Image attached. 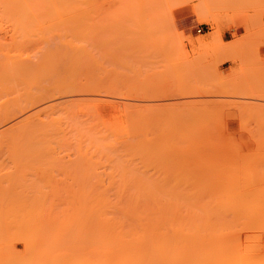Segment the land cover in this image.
I'll list each match as a JSON object with an SVG mask.
<instances>
[{
	"label": "rangeland",
	"instance_id": "obj_1",
	"mask_svg": "<svg viewBox=\"0 0 264 264\" xmlns=\"http://www.w3.org/2000/svg\"><path fill=\"white\" fill-rule=\"evenodd\" d=\"M69 2L0 6V57L6 60V65L9 64L8 59L15 58L35 66L23 77L22 90L29 87L35 90L43 85L50 90L42 100L40 98L41 102L26 104L16 110L15 115L12 113L0 118V141L6 137V142L12 129L31 118L39 121V127L48 123L45 129L54 134L55 140H65L60 145L40 150L43 153L30 151L31 157L22 156L21 160L19 155L23 153L8 145H0V172L7 173H0V218L3 217L0 230L4 233L3 236L0 231V261L5 259L0 263L5 262L8 255L13 261L38 259L35 251L41 249V238L40 241L37 238L42 233L40 227L47 221L42 220L44 225L37 222L41 226L36 230L33 219L37 220L38 215L53 218L52 215L56 214L63 220L57 219L58 222L64 224L59 225L56 216L53 219L56 223L49 219L55 223L53 226H64V232L75 231L73 235L76 237L69 242L71 235L67 236L69 239L63 236L68 243L62 249L58 248V256L60 253L63 259H67L66 256L72 254L73 258L69 259L74 264L76 255L79 261L78 256L86 257L94 251V248L89 251L95 247L93 210L89 219L85 218L86 208L92 205L91 202L98 196L113 199L142 196L149 202L154 197L164 199L165 202L156 207L157 211L165 207L166 212L170 210L168 214L177 211L178 218L181 213V221L184 220L185 225L192 219L185 220L186 215L183 214L189 213L194 217V211H202L201 215L208 213L206 216L211 217L210 221L214 224L220 221L223 228L221 225L210 228L200 224L201 227L186 225L180 229L179 226L173 229L169 226L170 231L167 226L166 234L164 227L152 230L139 228V231L137 228L134 231L133 227L129 230L122 228L116 234L118 237V234H124L125 237L120 238H125V241L115 240L108 264H246L248 261L251 262L249 264H264V219L260 221L264 218V0ZM19 12H29V15L21 17L16 14ZM60 127L63 131L60 129L57 134L52 131ZM39 129L42 131L44 128L41 126ZM218 180L221 183L217 184ZM207 182H215L216 185L213 187ZM208 187L213 192H207ZM226 187L230 191L238 189L234 192L228 190L226 194L234 196L237 193L235 197H239L225 194L229 202L223 198L219 207L217 198L224 195ZM77 188L83 195H77ZM54 196L60 198L55 199ZM181 196V201L186 200V203L178 200ZM191 197L192 201L189 200ZM240 197L242 200L238 201ZM73 201L76 206H73ZM86 201L87 204L90 202L85 208ZM177 201L180 208L175 206ZM64 202L69 204L64 205ZM149 202L148 206L151 205ZM168 202H172L175 208ZM224 203L231 207L235 203L232 209L230 207L232 214H228L229 207ZM223 204L227 211L221 212L219 209ZM237 204L239 209L235 206ZM153 205L149 207L151 211L155 209L156 205ZM211 208L218 210V215L225 212L231 217L238 215L236 220L242 218L243 211L257 215L259 219L254 218L257 222L254 219L249 221L258 229L255 230L246 220L244 226L242 222L238 225V221L225 214L224 217L221 215L222 219L231 228L227 223L224 226L220 215L217 218ZM237 209L241 215L236 213ZM164 210L162 212L166 214ZM206 210L216 215H210ZM113 212L117 213L116 210ZM189 214L187 217L191 218ZM249 214L243 216L247 221ZM6 216L4 223L7 221V226L2 224ZM229 219L232 223L228 222ZM22 221L26 222L25 225ZM27 222L35 227L28 228ZM48 223L50 228V222L45 227ZM245 225L254 230H246ZM34 228L36 231L32 230ZM4 229L8 230V235ZM28 229L34 232L35 237L36 232L41 233L32 240L31 232L33 237L30 240L29 237L27 239ZM62 229L58 231L63 233ZM247 233L248 237L256 233L259 236L245 238ZM257 238L259 241L251 240ZM248 241L257 242V245L249 247ZM251 248L255 249L251 251ZM241 253L246 259L248 254L252 257L245 260ZM255 253L259 256L257 263ZM31 255L35 257L29 259ZM95 258H90L91 263L100 264L99 258Z\"/></svg>",
	"mask_w": 264,
	"mask_h": 264
},
{
	"label": "bare ground",
	"instance_id": "obj_2",
	"mask_svg": "<svg viewBox=\"0 0 264 264\" xmlns=\"http://www.w3.org/2000/svg\"><path fill=\"white\" fill-rule=\"evenodd\" d=\"M70 1V2H69ZM77 2V0H0V6H32V5H43V4H63V3H67V2H69V3H73V2ZM81 1V0H80ZM68 4V3H67ZM29 13V12H28ZM28 13H26V12H19V13H16L17 15H19V16H21V17H25V16H28L29 14ZM3 14L4 15H7L8 13H5V12H3ZM20 18V17H19ZM14 57V56H13ZM8 61H9V64L8 65H6L5 63H6V60H4V59H2L1 57H0V118L2 117V116H7L8 117V115L9 116H11L10 114H14L15 115V111L16 110H19V109H22V107L23 106H25L26 104H30V103H34V102H38V100L40 101V98H41V100H42V98L44 97V95L46 96V94L48 93V92H50V90H49V87L48 86H40V87H37L35 90H32V88L31 87H29V88H26V90H22L24 87V85L23 86H21V81L24 79L23 77L24 76H26L27 74H29V72L31 71V70H34V68H35V66L33 65H31L29 62H27V61H25V60H22V59H20V60H16L15 58H10V59H8ZM32 66V67H31ZM32 68V69H31ZM50 88H53L52 86L50 87ZM14 94V95H13ZM16 94V95H15ZM41 102V101H40ZM35 105V104H34ZM21 111V110H20ZM34 115V114H33ZM32 115V116H33ZM32 119V120H31ZM31 119H27V121L25 120L24 121V123H19V124H21V125H17L18 127H16V128H14V129H12L11 130V132H9V134H7L8 136H7V138H8V140L5 142V140H6V137H4L5 139H2L1 141H0V145H8V146H10L14 151H18V152H20V153H23V154H20L19 155V157H20V160H21V157L22 156H25V157H23V158H26L27 156L30 158L31 156H29V154H31V152L32 151H34V152H38V154H39V152H40V150L41 151H43V150H45V149H48V148H50V147H52L53 145H56V144H62V143H64L65 142V140H64V138H61V139H57V140H55L54 139V134L52 133V132H47V129H45L46 128V126L48 125V123L46 124V126L44 127V125H40V127H39V121L38 120H35L34 118H31ZM34 119V120H33ZM246 120V119H245ZM248 120V119H247ZM49 121H50V119H49ZM220 121V120H219ZM242 121V120H241ZM218 121H216V123H217ZM243 122V121H242ZM262 122H264V121H262ZM40 123H42V122H40ZM221 124V123H220ZM217 125V124H216ZM41 126L44 128V129H42V131H41V129H39V128H41ZM218 126H219V124H218ZM221 127V126H220ZM242 127H244V126H242ZM252 127V126H251ZM65 128V127H64ZM60 129H61V131H63L62 129L63 128H58V129H53L52 131L55 133V134H57L58 132H61L60 131ZM37 130H38V132H37ZM258 133V132H257ZM260 135V134H259ZM261 138V137H260ZM4 145V146H5ZM227 149V148H226ZM258 149V148H257ZM31 151V152H30ZM255 151V150H254ZM29 152V153H28ZM40 153H43V152H40ZM12 154V153H11ZM18 154V153H17ZM239 154V153H238ZM17 156V155H16ZM233 156V155H232ZM33 157V156H32ZM238 157V156H237ZM14 158H15V156H14ZM22 158V159H23ZM228 158V157H227ZM222 159V158H221ZM236 159H238V158H236ZM17 160H19V159H17ZM25 160V159H24ZM258 160V159H257ZM256 160V161H257ZM31 161V160H30ZM238 161V160H237ZM251 161V160H250ZM255 161V162H256ZM262 161V160H261ZM12 162V161H11ZM26 162V161H25ZM28 162V161H27ZM248 163V162H247ZM21 164H24V162L23 163H21ZM220 164H221V162H220ZM234 164V163H233ZM17 165V164H16ZM29 165V164H28ZM241 165V164H240ZM243 165H245V164H243ZM250 165V164H249ZM22 166V165H21ZM219 166V165H218ZM257 166V165H256ZM260 166V165H259ZM244 167V166H243ZM246 167V166H245ZM244 167V168H245ZM254 167V166H253ZM67 168V167H66ZM239 168V167H238ZM221 169V168H220ZM235 169V168H234ZM255 169V168H254ZM256 169H258V168H256ZM255 169V170H256ZM223 170H224V168H223ZM239 170H241V168H239ZM250 170H252V169H250ZM246 171V170H245ZM249 171V170H248ZM247 171V172H248ZM3 172V171H2ZM2 172H0V173H2ZM21 172H23V171H21ZM25 172V171H24ZM23 172V173H24ZM252 172V171H251ZM255 172V171H254ZM256 172H258V171H256ZM4 173V172H3ZM10 173V172H9ZM18 173V172H17ZM244 173V172H243ZM242 173V174H243ZM248 173H250V172H248ZM261 173V172H260ZM4 174H7V173H4ZM19 174V173H18ZM254 174H256V173H254ZM2 175V174H1ZM228 175H230L231 176V174H228ZM251 175H252V173H251ZM246 176V175H245ZM247 176H249V175H247ZM249 178H251V176L249 177ZM238 179V178H237ZM240 179V178H239ZM260 178H258V180H259ZM198 180V179H197ZM261 180V179H260ZM192 181V180H191ZM200 181V180H199ZM199 181H196V182H199ZM205 180H203V182H204ZM214 181V180H213ZM212 181V182H213ZM249 181V180H248ZM193 182V181H192ZM211 182V183H212ZM219 180H218V183L217 184H219ZM250 182V181H249ZM255 182H257V181H255ZM261 182V181H260ZM260 182H259V184H260ZM262 182H264V181H262ZM208 183V182H207ZM206 183V184H207ZM221 183V182H220ZM246 183V182H245ZM190 184V183H189ZM192 184V183H191ZM191 184H190V186H191ZM209 184V183H208ZM207 184V185H208ZM223 184V183H222ZM235 184V183H234ZM247 184V183H246ZM251 184L253 185L254 183H252L251 182ZM250 184V185H251ZM258 184V185H259ZM179 185V184H178ZM209 185H216L215 184V182H214V184H209ZM208 185V186H209ZM232 185V184H231ZM236 185V184H235ZM249 185V186H250ZM255 185H257V184H255ZM257 185V186H258ZM193 186H195V183H194V185ZM197 186V185H196ZM203 186V185H202ZM227 186V185H226ZM234 186V185H233ZM254 186V185H253ZM180 187V186H179ZM187 187V186H186ZM189 187V186H188ZM187 187V188H188ZM214 187V186H213ZM225 187V186H224ZM227 187H230V185L229 186H227ZM224 188L223 190H226V191H224L225 193H223L222 195L224 196H221V197H219V198H217L218 200H217V202H216V204H219L218 206L220 207V205H222V203H223V198L224 199H226L227 201H228V198L230 197V195L231 194H228L229 192H231V191H233L234 192V190H235V188H234V190H232L231 189V191H230V189H228V188ZM238 187V186H237ZM3 188V187H2ZM24 188V187H23ZM80 188V187H79ZM79 188H77L76 190L78 191H81ZM193 188H195V187H193ZM216 188H217V186H216ZM231 188V187H230ZM258 188V187H257ZM13 189H15V187L13 188ZM210 189H213L212 187L210 188ZM218 189V188H217ZM220 189V188H219ZM219 189H218V191H219ZM222 189V188H221ZM240 189H241V187H240ZM256 189V188H255ZM254 189V190H255ZM262 189V188H261ZM179 190V189H178ZM181 190V189H180ZM185 190V189H184ZM191 190V189H190ZM196 190V189H195ZM222 190V191H223ZM228 190H229V192H228ZM236 190H238V189H236ZM235 190V191H236ZM253 190V191H254ZM10 191V190H9ZM8 191V192H9ZM76 191V192H77ZM79 191H78V193H79ZM192 191H193V189H192ZM198 191V190H197ZM207 191V190H206ZM242 191V190H241ZM258 191V190H257ZM6 192V191H5ZM181 192H183V191H181ZM207 192H213V190H209V187H208V191ZM216 192V191H215ZM226 192H228L227 194H228V198L227 197H225V194H226ZM233 192H232V194H233ZM250 192H252V191H250ZM250 192H249V194H250ZM262 192H264V191H262ZM69 193H71V192H69ZM74 193V192H73ZM84 193V195H85V192H83ZM189 193V191H187V194ZM192 193V192H191ZM194 193V192H193ZM192 193V194H193ZM218 193V192H217ZM217 193H216V195H217ZM240 193V192H239ZM253 193V192H252ZM255 193V192H254ZM257 193V192H256ZM255 193V194H256ZM178 195L180 194L179 192L177 193ZM182 194V193H181ZM210 194V193H209ZM220 194V193H219ZM226 194V195H227ZM235 195L237 194V193H234ZM257 194H261V193H257ZM72 196H74L73 194H71ZM70 195V196H71ZM77 195H83L82 193H79V194H77ZM77 195H75L74 197H77ZM90 195V194H89ZM191 195V194H190ZM202 195V194H201ZM207 195V194H206ZM214 195V194H213ZM235 195L233 196V195H231V197H235ZM241 195V194H240ZM252 195V194H251ZM53 196V195H52ZM68 196V195H67ZM86 196V195H85ZM204 196H205V194H204ZM211 196H212V193H211ZM242 196V195H241ZM244 196V195H243ZM59 196H56V198H55V196L53 197V198H55V199H57ZM81 197V196H80ZM125 197V196H124ZM162 197V196H161ZM174 197H176V196H174ZM207 197V196H206ZM237 197H239V196H236L235 198H237ZM251 197V196H250ZM250 197H245V198H250ZM260 197V196H259ZM262 197H264V195H262ZM51 198V197H50ZM60 198V197H59ZM68 198H69V196H68ZM71 198V197H70ZM73 198V197H72ZM93 198V197H92ZM143 197L141 196V197H139L138 198V196L137 197H132L131 196V198L129 197H127V198H123V196H122V198H121V196L120 197H118V198H108V197H99L98 196V198L97 199H95V201H93V202H91L92 203V205H94L93 203H95V205L93 206V208H91L92 207V205L90 204L89 205V202H88V204H87V201H86V206H85V208L87 209V213H85V215L87 214V217L85 216V218H87V220L89 219V217L91 216V211L93 210V213H94V215H95V225H96V235L95 236H93V237H95L94 238V243H95V247H90L91 249L89 250V251H91L93 248H94V251L93 252H89V251H87V252H89L88 253V256L86 255L87 253H85V255H86V257L84 256L83 257V255L81 254V257L80 256H78V258L80 259L79 261L77 260V255L74 257V259H75V261L72 259V261H74V264H93V263H91V262H93V261H91L92 259H90L91 257H97V258H99V262H100V264H103V263H107V261L109 260V257L110 258H112V254H111V252H112V250H111V247L113 246V244H114V242H115V240L117 239V238H119V239H121L120 241H122V240H124L123 238H120L121 236H124V234L123 235H121V234H118V235H120L119 237L117 236V234H116V232L118 231H121L122 230V228L124 229V228H126V229H131V227H133L132 229L135 231V228H137L138 230L137 231H139V228H140V230L142 229H149V228H151V230L153 229V228H157V229H159V228H163L164 227V232H165V234L167 233L166 232V228H167V226L169 227V226H171L172 227V229H173V227H177V226H179V229L182 227V228H184V227H186V225H187V227H199L200 226V224H201V226L203 227V225L204 226H208V227H210V226H218V225H221V223H217V224H214V223H212L211 221H210V218H209V216H206V215H208V213H206L204 210V212L206 213L205 214V216L204 215H201L200 213L202 212V211H199V212H197V211H194V217L191 215V214H189V213H185V214H183L184 212H187V211H184V212H182V214L183 215H186V217L184 218L185 220H191L192 219V221H188V222H186V225H185V223H183L184 222V220H183V222L181 221V219H182V217H181V213H179V218H178V213H177V211L176 210H174L173 208H175V207H173L174 205L172 204V202L170 203V202H168V204L170 203V206L171 207H173V208H171V210L173 209L174 211H176V213H177V215H176V213L175 212H170L169 214H168V210L169 209H167V212L165 211L166 210V207L163 209L162 207H160V210L161 209H163L164 210V212H166V214L165 213H163L162 211H157L158 209H156V207L157 208H159L158 207V205L160 206V204H163V202H165V201H163L164 199L163 198H161V199H163V200H159L158 198L157 199H155V197H154V200H152V202H149L150 200H148V201H146V197H144L143 199H142ZM169 198V197H168ZM168 198H166L165 197V199H168ZM173 198V197H172ZM220 198H222V199H220ZM261 198V197H260ZM52 199V198H51ZM176 199H177V197H176ZM181 199H183L182 198V196H181V198H178V200H180V202H182L181 201ZM185 199V198H184ZM192 197L189 199V200H191L192 201ZM199 199V198H198ZM197 199V200H198ZM233 199V198H232ZM232 199H229V200H232ZM244 199V198H243ZM256 199V198H255ZM53 200V199H52ZM59 200V199H58ZM58 200H56L57 202H58ZM90 200V199H89ZM172 201H173V199H171ZM196 200V199H195ZM220 200V201H219ZM234 200V199H233ZM238 201H241L242 199H241V197H240V199H237ZM25 201V200H24ZM62 200L60 199V202H61ZM70 201V200H69ZM78 201H81V200H78ZM169 201V200H168ZM186 200H184V202H182L183 204L184 203H186L185 202ZM215 201H216V199H215ZM255 201V200H254ZM54 202H55V200H54ZM74 202L75 201H73V206H76L75 204H74ZM84 202V201H83ZM82 202V203H83ZM148 202L152 205V204H154V205H156L155 206V209L154 210H156V211H154V210H150V206L151 205H149L148 206ZM162 202V203H161ZM179 202V203H180ZM209 202V201H208ZM229 202V201H228ZM59 203V202H58ZM76 203V202H75ZM85 203V202H84ZM177 203V204H176ZM194 203V202H193ZM201 203V202H200ZM200 203H198V204H200ZM203 203V202H202ZM215 203V202H214ZM238 203V202H237ZM256 203V202H255ZM69 203L67 202H64V205H68ZM175 206H178L179 207V205H178V201L177 202H175ZM204 204V203H203ZM207 204V203H206ZM225 204V203H224ZM224 204H223V208L221 207L219 210H222L221 212H223V211H227V210H225L224 209ZM227 204V203H226ZM225 204V205H226ZM229 204V203H228ZM227 204V207H229V210H228V214H229V212L231 211V209L233 208V205L235 204H233L232 205V207H231V205L229 206ZM230 204H231V202H230ZM239 204H241V202H239ZM249 204V203H248ZM64 205H60V206H63V208L65 207ZM153 205V206H154ZM164 205H167V204H165L164 203ZM242 205V204H241ZM252 205V204H251ZM39 206V205H38ZM37 206V207H38ZM161 206H163V205H161ZM181 206V205H180ZM213 206H215V205H213ZM218 206H216L215 208H219ZM235 206H237V208H238V204L237 205H235ZM17 207V206H16ZM69 207V206H68ZM68 207L66 206V208L68 209ZM78 207V206H77ZM113 207L115 208V209H113ZM167 207H169V206H167ZM203 207V206H202ZM209 207V206H208ZM230 207H231V209H230ZM240 207H242V206H240ZM245 207H247V206H245ZM253 207V206H252ZM12 208V207H11ZM113 210H112V209ZM117 208V209H116ZM170 208V207H169ZM180 208V207H179ZM199 208V207H198ZM214 208V209H215ZM235 208V207H234ZM244 208V207H243ZM248 208V207H247ZM15 209V208H14ZM27 209V208H26ZM82 209V208H81ZM149 209V210H148ZM152 209V208H151ZM189 209V208H188ZM192 209V208H191ZM203 209H205L204 207H203ZM212 210V208H211V212L212 211H214L215 213L218 211L217 209V211H215V210ZM236 209V208H235ZM239 209V208H238ZM237 209V210H238ZM241 209V208H240ZM245 209V208H244ZM17 210V209H16ZM56 210H58V209H56ZM62 210V209H61ZM77 210V209H76ZM110 210H111V212H110ZM114 210H116L117 211V213H114L113 211ZM148 210V211H147ZM201 210V209H200ZM248 210V209H247ZM18 211V210H17ZM48 211V210H47ZM54 211V210H53ZM53 211H52V213H53ZM147 211V212H146ZM170 211V210H169ZM207 211V210H206ZM210 210H208L207 212H209ZM240 210H238L236 213H238ZM241 211H243L242 209H241ZM240 211V212H241ZM51 212V211H50ZM50 212H49V215H51L50 214ZM69 212V211H68ZM80 212H82V211H80ZM113 212V213H112ZM150 212H151V214H150ZM213 212V213H214ZM219 212V211H218ZM233 212V211H232ZM232 212H230L231 214H232ZM247 214H249L248 213V211H245ZM244 211L243 212H241V213H243V216H245V217H247V215H246V213H245ZM29 213H31V212H29ZM33 213V212H32ZM38 213H39V211H38ZM74 213V212H73ZM79 213V212H78ZM111 213V214H110ZM146 213V214H145ZM149 213V214H148ZM163 213V214H162ZM199 213V214H198ZM244 213H245V215H244ZM256 213V212H255ZM258 213H259V211H258ZM261 213V212H260ZM14 214V213H13ZM46 214V213H45ZM54 214V213H53ZM58 215H59V213H57ZM65 214H67V213H65ZM82 214V213H81ZM187 214H189V215H191V218H188L187 216ZM195 214H197V215H195ZM204 214V213H203ZM209 214H210V212H209ZM217 214V215H216ZM216 214H210V215H216V217L217 218H219V215H220V218L222 219V216L224 217V215L223 214H225V216L227 217V216H230V219H232V220H235L236 222H237V224L238 225H240V223L242 222H244V220H246V222L247 223H250V219H252V221H254L255 219H259V218H256L257 217V215H255V216H253L252 214L250 215L249 214V216H253V218H250L249 216H248V221H247V218H243V216H242V218H239V220H236V218H238L237 216L238 215H236V216H234V215H232V217H231V214L230 215H228L226 212L225 213H223V214H219L218 215V213H216ZM227 214V215H226ZM235 214V213H234ZM239 214V213H238ZM254 214V213H253ZM19 215V214H18ZM31 215V214H30ZM34 215H36V214H34ZM38 215V214H37ZM222 215V216H221ZM239 215H241V214H239ZM22 216V215H21ZM29 216V215H28ZM39 216H40V218H39ZM52 216H54L53 218H49V216L47 215V218L45 217H42L41 218V215H38V217H37V220H39V221H37V220H35V219H33V222L32 223H34L35 222V224H36V227H35V225L34 224H32L31 222H30V226H28V224H26L27 226H28V228L30 227V228H33V227H35V228H39L40 226L38 225V223L39 224H41L44 220L43 219H45V221L44 222H50L51 224L53 223V222H55L56 223V221H54L53 219L57 216L56 214H54V215H52ZM52 216H50V217H52ZM60 216V215H59ZM59 216H57V218H55L56 220L57 219H59L58 217ZM66 216V215H65ZM78 216V215H77ZM144 216L146 217V218H144ZM199 216V217H198ZM1 217V216H0ZM16 217H17V215H16ZM35 217V216H34ZM61 217H64V216H61ZM81 217H83V214H82V216ZM193 217V218H192ZM197 217V218H196ZM209 218V220H208V218ZM215 217V218H216ZM225 217V218H226ZM235 217V219H233ZM239 217H241V216H239ZM3 218V217H2ZM2 218H0V219H2ZM8 217L6 216V217H4V219L2 220L3 222H2V224H4V225H6L8 222L6 221L5 223H4V221H5V219H7ZM13 218V217H12ZM33 218V217H32ZM32 218H30L31 220H32ZM85 218H83V221H84V219ZM93 218V217H92ZM194 218H196L197 220H194ZM200 218V219H199ZM203 218H207L206 219V221H204V219ZM213 219H214V217H212ZM229 218V217H228ZM255 218V219H254ZM261 218V217H260ZM15 219V218H14ZM13 219V220H14ZM26 219V218H25ZM24 218H23V220H25ZM49 219H52L51 221H53V222H51ZM64 219H65V217H64ZM82 219V218H81ZM129 219V220H128ZM133 219V220H132ZM179 219V220H178ZM202 219V220H201ZM228 220V222L230 221V223H232V220ZM254 219V220H253ZM262 219H264V218H261L260 219V221L262 220ZM17 220V219H16ZM22 220V219H21ZM27 220V219H26ZM35 220V221H34ZM43 220V221H42ZM94 220V219H93ZM131 220V221H130ZM200 220V221H199ZM212 220V219H211ZM225 220H227V219H225ZM15 221V220H14ZM18 221V220H17ZM28 221V220H27ZM30 221V220H29ZM59 221H62L63 222V220H60L59 219ZM82 221V220H81ZM82 221V222H83ZM204 221V222H203ZM209 221V222H208ZM213 222H217L216 220H212ZM222 221H224V219H222ZM240 221V222H239ZM256 222H257V220H255ZM19 222V221H18ZM18 222H16L17 223V225L19 224ZM38 222V223H37ZM46 222V223H47ZM57 222H58V220H57ZM62 222H58V224L59 225H63L64 223H62ZM91 222V221H90ZM180 222V223H179ZM195 222H198V223H195ZM201 222V223H200ZM245 222V223H246ZM262 222H264V221H262ZM0 223H1V221H0ZM15 223V222H14ZM20 223H21V221H20ZM24 223H26V222H23L22 221V225L24 224ZM45 223V226L47 225ZM55 223H53V224H55ZM89 223V222H88ZM181 223H182V225H181ZM224 223H225V221H224ZM224 223H223V225H224ZM226 223H227V221H226ZM226 223H225V225L224 226H227L226 225ZM241 223V224H242ZM246 223V224H247ZM253 222H251L250 223V225L252 224ZM9 224V223H8ZM13 224V223H12ZM32 224V225H31ZM43 224V223H42ZM53 224L52 225H50L51 227L49 228V223H48V227H45V226H41L40 227V231H42V233L41 234H39V232H36V237L38 236V234H39V236H38V240L41 242L39 245L41 246L40 248V250H42V251H40V250H38V252H36L35 251V255H36V257H37V253H38V259H36L35 258V260H25L24 258H21L22 260H20L19 258H18V260H20V261H13L12 259H10V256L8 255L7 257H9V258H7V260L5 261V262H3V263H0V264H73V262H70L71 260L69 259V257H72L73 258V255L72 254H69V256H66L67 257V259L64 257V259H63V255L61 256L60 255V253H59V256H58V252H57V250L59 251V249L58 248H63V246H65V243L67 244L68 242H67V240H65L64 241V239L66 238V239H69L70 237V239H69V242L71 241V239L73 240V237H74V240L76 239V237L73 235L74 234V232L73 231H71L70 232V230H69V232L67 231V232H64V231H66V230H64V226L63 227H61V226H53ZM82 224V223H81ZM80 224V225H81ZM85 224H87V222H85ZM196 224H198L197 226H196ZM228 225H229V223H227ZM236 223H233L232 225L234 226ZM17 225H15V226H17ZM25 225V224H24ZM44 225V224H43ZM70 225V224H69ZM94 225V224H93ZM92 225V226H93ZM129 227H128V226ZM165 225H166V227H165ZM243 226H244V223L242 224ZM253 225V224H252ZM254 225H256V224H254ZM253 225V226H254ZM259 225V224H258ZM7 226V225H6ZM14 225H13V227H15ZM20 226V225H19ZM27 226L25 227V229L27 228ZM71 226H72V224H71ZM124 226H127V227H124ZM200 226V227H201ZM222 226V225H221ZM220 226V227H221ZM10 227V226H9ZM57 227H59V228H57ZM61 227V228H60ZM73 227V226H72ZM171 227H169L170 228V231H172L171 230ZM212 227H210V228H212ZM235 228L237 227L238 228V226H234ZM240 228H241V226H239ZM245 229L247 230L248 229V225H245ZM256 227H257V225H256ZM35 228L34 229H32L33 231H36V230H38V228L35 230ZM45 228H49V229H51V230H46ZM63 228V229H62ZM71 228V227H70ZM74 228H76V227H74ZM81 228V227H80ZM219 228V227H218ZM222 228H223V226H222ZM224 228H226V227H224ZM229 228H231V226L229 225ZM228 228V229H229ZM251 228V227H250ZM250 228L248 229V230H250ZM259 228H261L260 227V225H259ZM43 229H44V232H43ZM63 230V233H69V234H67V235H64L62 232H60V231H58V230ZM93 229V228H92ZM128 229V230H129ZM178 229V228H177ZM197 229V228H196ZM242 229H243V227H242ZM251 229H253V228H251ZM254 229H255V226H254ZM253 229V230H254ZM258 229V228H257ZM257 229H255V230H257ZM262 229V228H261ZM4 230H6V229H4ZM14 230V229H13ZM75 230V229H74ZM161 230H163V229H161ZM1 231V233L3 232L2 231V229L0 230ZM24 231H27V230H24ZM30 231V232H29ZM46 231V232H45ZM49 231V232H48ZM84 231V230H83ZM154 231V230H153ZM174 231H176V230H174ZM198 231V230H197ZM223 231V230H222ZM227 231V230H226ZM4 232H6V234H7V232H8V230H6V231H4ZM16 232H17V230H16ZM29 232V233H28ZM28 235H27V239H28V237L30 238V240H31V238L33 237V239L32 240H34V238H36L35 237V235L33 234L34 232H32L30 229H28ZM31 232H32V237L30 236V234H31ZM84 232H86V231H84ZM88 232V231H87ZM94 232V231H93ZM129 232V231H128ZM154 232H157V231H154ZM220 232V231H219ZM233 232V231H232ZM9 233H11V232H9ZM24 233V232H23ZM26 233V232H25ZM26 233V234H27ZM38 233V234H37ZM178 233V232H177ZM222 233V232H221ZM225 233V232H224ZM223 233V234H224ZM95 234V233H94ZM93 234V235H94ZM132 234V233H131ZM141 234V233H140ZM157 234V233H156ZM155 234V235H156ZM164 234V233H163ZM181 234V233H180ZM184 234V233H183ZM252 234V233H251ZM257 234V233H256ZM256 234H253L254 235V237L256 236ZM259 234V233H258ZM257 234V236H259ZM1 235V234H0ZM2 235L4 236V233H2ZM2 235H1V238H2ZM8 235V234H7ZM14 235V234H13ZM70 236V237H67V236ZM73 235V236H72ZM75 235H76V233H75ZM84 235V234H83ZM89 235V234H88ZM129 235V234H128ZM133 235V234H132ZM198 235V234H197ZM200 235V234H199ZM214 235V234H213ZM253 235H251V237H248V233H247V236L245 235V238H254L253 237ZM26 236V235H25ZM65 238H64V237ZM77 236V235H76ZM86 236V235H85ZM90 236V235H89ZM92 236V235H91ZM134 236V235H133ZM151 236V235H150ZM162 236H164V235H162ZM249 236H250V234H249ZM9 237V236H8ZM40 237V238H39ZM125 237V236H124ZM147 237V236H146ZM157 237V236H156ZM196 237H198V236H196ZM78 238V237H77ZM87 238H88V236H87ZM128 238V237H127ZM135 238H136V236H135ZM164 238H166V237H164ZM163 238V239H164ZM190 238V237H189ZM244 238V237H243ZM26 239V240H27ZM92 239L93 238H91V241H92ZM131 239V238H130ZM137 239V238H136ZM152 239V238H151ZM174 239V238H173ZM5 240H7V239H5ZM4 240V241H5ZM10 241L12 240V239H9ZM60 240H62V243L60 242ZM90 240V239H89ZM144 240V239H143ZM160 240V239H159ZM170 240L172 241V238H170ZM246 241H247V239H245ZM245 240H243V241H245ZM250 240V239H249ZM251 240H258L259 241V238H257V239H251ZM250 240V241H251ZM78 241V240H77ZM76 241V242H77ZM80 241H82V239L80 240ZM88 241V240H87ZM125 241V240H124ZM127 241V240H126ZM129 241V240H128ZM127 241V242H128ZM151 241V240H150ZM35 242H36V239H35ZM64 242V243H63ZM90 242V241H89ZM152 242V241H151ZM150 242V243H151ZM160 242V241H159ZM182 242V241H181ZM249 242V241H248ZM255 242V241H254ZM37 243V245H38V243L39 242H36ZM77 243H79V242H77ZM170 244H171V242H169ZM250 243V244H249ZM248 244H247V242H246V244L250 247V245L252 246V244H256V243H251V242H249ZM31 245L33 244L34 245V242L33 243H30ZM29 244V245H30ZM60 244V245H59ZM61 244H63L62 246H61ZM73 244V243H72ZM120 243H118V245H119ZM122 244H124V243H122ZM122 244H120V245H122ZM177 244H179V243H177ZM246 244H244V245H246ZM24 245H26V244H24ZM27 245H28V243H27ZM30 245V246H31ZM88 245H89V243H88ZM91 245H92V243H91ZM90 245V246H91ZM155 245V244H154ZM257 245V244H256ZM260 245V244H259ZM30 246H28V248L30 247ZM36 246V245H35ZM60 246V247H59ZM81 246V245H80ZM79 246V247H80ZM94 246V245H93ZM157 246V245H156ZM173 246V245H172ZM33 247V246H32ZM38 247L39 246H37V249H38ZM248 247V248H249ZM23 248H25V247H23ZM87 248V247H86ZM245 248V247H244ZM30 249V248H29ZM60 249V252H62L63 250H61ZM82 249L84 250L85 248H83L82 247ZM162 249V248H161ZM166 249H167V247H166ZM176 249V248H175ZM250 249V248H249ZM248 249V250H249ZM252 249V248H251ZM255 249V248H254ZM254 249H252L251 251H253ZM35 250V249H34ZM238 250V249H237ZM247 250V251H248ZM32 251V250H31ZM120 251V250H119ZM161 251V250H160ZM166 250H164L163 252H165ZM167 251H169V250H167ZM250 251V250H249ZM41 252V253H40ZM67 252V251H66ZM79 252V251H78ZM84 252H86V251H84ZM84 252H83V254H84ZM179 252V251H178ZM238 252V251H237ZM69 253V252H68ZM94 253V254H93ZM119 253V252H118ZM121 253V252H120ZM157 253V252H156ZM183 253V252H182ZM231 253V252H230ZM245 253V252H244ZM244 253H241V254H243V256L242 257H244ZM250 253V252H249ZM11 254V253H10ZM29 254V253H28ZM27 254V255H28ZM32 254H34V253H32ZM40 254V255H39ZM63 254H65V252L63 253ZM90 254V255H89ZM115 254H117V253H115ZM123 254V253H122ZM167 254H168V252H167ZM181 254V253H180ZM240 254V255H241ZM252 254V253H251ZM256 254V253H255ZM254 254V255H255ZM12 255H14L13 253H12ZM66 255H68V254H66ZM71 255V256H70ZM79 255V254H78ZM96 255V256H95ZM110 255V256H109ZM188 255V254H187ZM186 255V256H187ZM190 255V254H189ZM246 255V254H245ZM259 255H261V254H259ZM1 256V255H0ZM4 256V255H3ZM30 256V255H29ZM28 256V258L30 259V258H32V256H33V258L35 257L34 255H31V257H29ZM62 258H61V257ZM114 256V255H113ZM181 256V258H182V255H180ZM238 256V255H237ZM250 256V257H249ZM256 256H257V254H256ZM255 256V261H256V263H257V259H258V257L259 256H257L256 257ZM5 257H6V254H5ZM14 257V256H13ZM21 257V256H20ZM22 257H23V255H22ZM170 257V256H169ZM235 257V256H234ZM242 257H241V259H242ZM247 257V256H246ZM252 257V255H249L248 254V258H251ZM254 257V256H253ZM61 258V259H60ZM171 258V257H170ZM190 258H191V256H190ZM236 258V257H235ZM245 258V257H244ZM248 258L246 259L245 258V260H248ZM15 259H16V257H15ZM69 259V260H68ZM96 259V258H95ZM178 259V258H177ZM188 259V258H187ZM210 259V258H209ZM209 259H207V260H209ZM3 260H5V259H2L0 262H2ZM66 260H67V262H66ZM94 260V259H93ZM168 260V259H167ZM227 260V259H226ZM226 260H224V261H226ZM238 260V259H237ZM245 260L243 261V263L245 262ZM250 260H252L253 262H254V260L253 259H250ZM62 261V262H61ZM78 261V262H77ZM110 261V260H109ZM108 261V262H109ZM228 261V260H227ZM227 261H226V263H227ZM242 261V260H241ZM240 261V262H241ZM134 262V261H133ZM170 262V261H169ZM199 262V261H198ZM249 262V261H248ZM247 262V263H248ZM124 263V262H123ZM132 263V262H131ZM138 263V262H137ZM234 263H236V262H234ZM246 263V264H247ZM249 263H251V262H249ZM248 263V264H249ZM255 263V262H254ZM253 263V264H254ZM108 264V263H107ZM127 264H129V262L127 263ZM168 264V263H167ZM198 264V263H197ZM200 264V263H199ZM245 264V263H244Z\"/></svg>",
	"mask_w": 264,
	"mask_h": 264
}]
</instances>
